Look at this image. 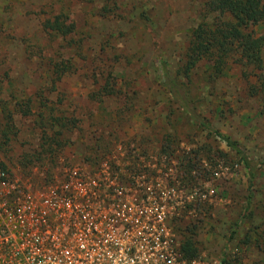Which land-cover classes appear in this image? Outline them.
I'll return each mask as SVG.
<instances>
[{
    "label": "rangeland",
    "instance_id": "1",
    "mask_svg": "<svg viewBox=\"0 0 264 264\" xmlns=\"http://www.w3.org/2000/svg\"><path fill=\"white\" fill-rule=\"evenodd\" d=\"M203 2L0 0V162L12 177L34 186L59 181L72 167L92 172L104 161L117 173L144 171L150 185L158 179L165 192L178 241L182 223L202 219L194 237L207 264H264L253 242L255 231L264 229V114L260 96L251 93L254 74H264V51L260 69L231 64L209 81L203 61L189 80L179 77L192 114L161 86V63L173 74L182 62ZM102 6L109 10L99 15ZM59 11L75 25L69 44L42 30V21ZM249 29L262 34L264 25ZM59 56L72 57L74 68L57 92L42 96L44 58ZM112 67L120 92L92 99L103 82L100 71L107 76ZM39 101L47 107H37ZM19 103L34 105L32 114ZM220 135L238 143L250 169ZM52 137L62 145L55 158L35 160L42 138ZM195 151L198 167L190 180L184 159Z\"/></svg>",
    "mask_w": 264,
    "mask_h": 264
},
{
    "label": "built area",
    "instance_id": "2",
    "mask_svg": "<svg viewBox=\"0 0 264 264\" xmlns=\"http://www.w3.org/2000/svg\"><path fill=\"white\" fill-rule=\"evenodd\" d=\"M165 196L105 161L39 186L0 166V264H207L182 257Z\"/></svg>",
    "mask_w": 264,
    "mask_h": 264
},
{
    "label": "trees",
    "instance_id": "3",
    "mask_svg": "<svg viewBox=\"0 0 264 264\" xmlns=\"http://www.w3.org/2000/svg\"><path fill=\"white\" fill-rule=\"evenodd\" d=\"M109 9L106 6L100 7L96 11L99 15L107 12ZM263 24L264 25V0H204L202 4V14L200 21L190 30L187 46L182 55V62L176 67L174 73L167 68L165 61H162L160 67L161 86L166 90L169 96L188 114H192L193 107L190 109V102L187 98V88L185 82L179 80V77H184L189 80V76L198 66L199 63L205 61L207 63L208 80L214 81L218 78L231 64H238L242 68L260 69L262 66V53L264 51V32L255 34V31L249 27ZM42 30L51 40L59 38L62 42H71V34L74 32L75 25L64 11H59L56 14L46 17L42 21ZM45 70L43 76L46 79V85L40 94H52L57 92V88L63 77L67 73H71L74 68L72 57L44 58ZM113 67L108 71L107 76H103L106 70L100 71L99 78L103 81L93 89L90 97L92 99H100L104 95H109L116 90L117 80L120 76L113 73ZM254 74V73H253ZM113 76V77H112ZM256 83L251 88L252 95L260 96L262 106L260 113L264 114V74L255 75ZM17 105L20 110L32 114V106L27 104ZM37 107L43 105V101H39ZM61 109V107H60ZM59 110V109H57ZM25 113V114H26ZM55 119V118H53ZM57 125L63 127L64 121L57 120ZM10 122V121H9ZM11 123V122H10ZM6 128H10L6 125ZM226 142V145L234 151L243 161L246 169H250V165L246 154L239 147L238 143L220 135ZM60 139L57 137L50 138V141L42 138V145L35 160L51 161L55 158L54 150L62 148ZM165 144V142L163 143ZM164 151L170 154L171 148L168 144L164 145ZM105 152H100L101 158ZM199 152L192 153V157L184 159L186 166L184 173L186 178L192 179L191 171L198 167ZM185 158V157H184ZM196 161L190 164V161ZM88 161H90L87 158ZM95 162H98V159ZM94 163V162H91ZM0 166L5 168L0 162ZM250 196V195H249ZM202 219L197 217L195 220H188L182 223V237L179 240V252L182 257L192 259L198 256V245L195 239L196 229ZM250 241V237H246L243 242ZM255 247L262 253L264 258V229L255 231L253 237ZM225 260L221 261L224 264Z\"/></svg>",
    "mask_w": 264,
    "mask_h": 264
}]
</instances>
